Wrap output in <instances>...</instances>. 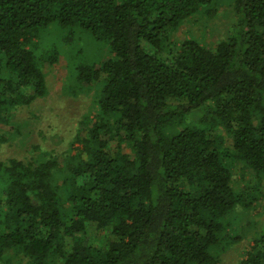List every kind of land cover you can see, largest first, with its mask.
Returning a JSON list of instances; mask_svg holds the SVG:
<instances>
[{
	"label": "trees",
	"instance_id": "16d2710c",
	"mask_svg": "<svg viewBox=\"0 0 264 264\" xmlns=\"http://www.w3.org/2000/svg\"><path fill=\"white\" fill-rule=\"evenodd\" d=\"M230 1L209 45L172 35L221 0H0V147L37 127L62 57V97L93 92L80 145L0 160V264H222L245 241L242 214L264 213V0ZM254 236L237 264H264Z\"/></svg>",
	"mask_w": 264,
	"mask_h": 264
},
{
	"label": "rangeland",
	"instance_id": "374dc122",
	"mask_svg": "<svg viewBox=\"0 0 264 264\" xmlns=\"http://www.w3.org/2000/svg\"><path fill=\"white\" fill-rule=\"evenodd\" d=\"M217 11L214 17L209 18L201 15V13L193 15L174 32L173 39L180 43L186 37H199L207 44L214 45L218 39L227 35L229 27L235 19L230 0H221ZM78 44H82V42L78 41ZM51 71L48 77L51 89L50 97L40 99L39 108L35 107L39 116L37 127L34 129V125H32L29 131L27 126L21 125L22 132L0 147V160L6 161L11 157H31L34 155V143L40 145L43 149L58 152L80 145L75 139V135L78 126H80V120L84 117L83 114L87 109V104H90L93 99V92L86 90L87 93H81L80 97L64 98L62 97L60 85L67 80L66 59L62 57ZM170 102L176 103L175 100ZM31 115V108L23 107L19 109L14 119L26 122ZM199 117V115L195 116L194 119ZM60 136H63V138L59 140ZM226 141L227 144L232 143L231 138L227 136ZM72 152H77V150L74 149ZM234 182L239 191H248L252 188L251 185L253 186L256 183L253 170L239 162L234 169ZM237 226L242 228L245 241L225 252L222 256V264H237L244 256L248 245L255 237L254 235L264 229V213L258 214L257 208L247 215L244 213ZM88 232L92 236L98 235V233L103 234L97 231L93 224H88Z\"/></svg>",
	"mask_w": 264,
	"mask_h": 264
}]
</instances>
